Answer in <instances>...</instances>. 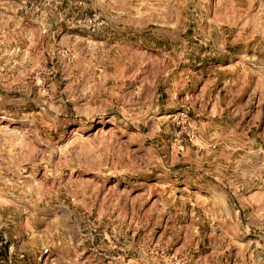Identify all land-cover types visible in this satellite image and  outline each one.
<instances>
[{
  "label": "rangeland",
  "instance_id": "obj_1",
  "mask_svg": "<svg viewBox=\"0 0 264 264\" xmlns=\"http://www.w3.org/2000/svg\"><path fill=\"white\" fill-rule=\"evenodd\" d=\"M0 264H264V0H0Z\"/></svg>",
  "mask_w": 264,
  "mask_h": 264
},
{
  "label": "built area",
  "instance_id": "obj_2",
  "mask_svg": "<svg viewBox=\"0 0 264 264\" xmlns=\"http://www.w3.org/2000/svg\"><path fill=\"white\" fill-rule=\"evenodd\" d=\"M42 252L45 253L46 255L49 254V249L47 247L42 249Z\"/></svg>",
  "mask_w": 264,
  "mask_h": 264
}]
</instances>
